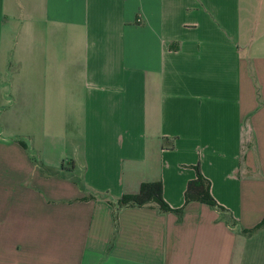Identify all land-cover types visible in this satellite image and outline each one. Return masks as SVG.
Wrapping results in <instances>:
<instances>
[{
	"label": "crops",
	"instance_id": "obj_1",
	"mask_svg": "<svg viewBox=\"0 0 264 264\" xmlns=\"http://www.w3.org/2000/svg\"><path fill=\"white\" fill-rule=\"evenodd\" d=\"M263 219L264 0H0V264H264Z\"/></svg>",
	"mask_w": 264,
	"mask_h": 264
},
{
	"label": "trees",
	"instance_id": "obj_2",
	"mask_svg": "<svg viewBox=\"0 0 264 264\" xmlns=\"http://www.w3.org/2000/svg\"><path fill=\"white\" fill-rule=\"evenodd\" d=\"M165 142L168 137H164ZM174 144H171L173 147ZM41 170L43 173L51 174L52 171L46 166L41 165ZM63 170L64 167H62ZM196 177L188 182L187 188L185 190V205L191 201H200L210 205L212 208L218 210L226 219V222L232 226H236V221L231 211L221 205L213 196L211 192V181L203 174L199 165H196ZM129 206H151L157 207L162 212H176L179 217L183 216L184 207L173 208L165 200L163 195V182L162 180L143 182L140 186V190L135 194H124L120 198L114 201V215L115 219L118 218V211L124 207ZM264 227V219L255 227L247 229L240 227V231L244 234L250 235L257 230Z\"/></svg>",
	"mask_w": 264,
	"mask_h": 264
},
{
	"label": "rangeland",
	"instance_id": "obj_3",
	"mask_svg": "<svg viewBox=\"0 0 264 264\" xmlns=\"http://www.w3.org/2000/svg\"><path fill=\"white\" fill-rule=\"evenodd\" d=\"M14 45L18 47V52H19L20 51V49H19V45L20 44L17 45V41L14 40ZM8 66L10 67V64L9 63H8ZM14 66H15V64H14Z\"/></svg>",
	"mask_w": 264,
	"mask_h": 264
}]
</instances>
